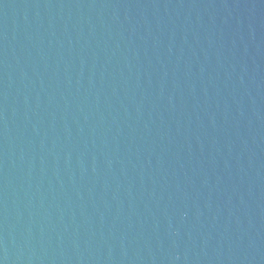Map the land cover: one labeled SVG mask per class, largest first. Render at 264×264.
<instances>
[{
    "label": "water",
    "instance_id": "95a60500",
    "mask_svg": "<svg viewBox=\"0 0 264 264\" xmlns=\"http://www.w3.org/2000/svg\"><path fill=\"white\" fill-rule=\"evenodd\" d=\"M0 264H264V0H0Z\"/></svg>",
    "mask_w": 264,
    "mask_h": 264
}]
</instances>
